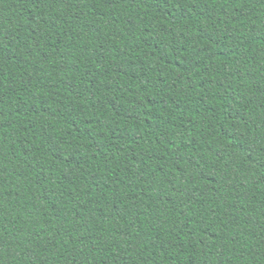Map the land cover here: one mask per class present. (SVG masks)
Masks as SVG:
<instances>
[{"label":"trees","instance_id":"1","mask_svg":"<svg viewBox=\"0 0 264 264\" xmlns=\"http://www.w3.org/2000/svg\"><path fill=\"white\" fill-rule=\"evenodd\" d=\"M0 264H264V0H0Z\"/></svg>","mask_w":264,"mask_h":264}]
</instances>
